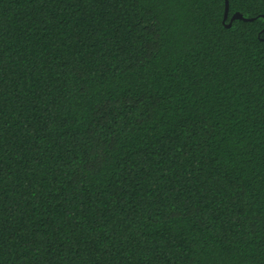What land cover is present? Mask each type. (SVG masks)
<instances>
[{
  "label": "trees",
  "instance_id": "16d2710c",
  "mask_svg": "<svg viewBox=\"0 0 264 264\" xmlns=\"http://www.w3.org/2000/svg\"><path fill=\"white\" fill-rule=\"evenodd\" d=\"M228 1L0 0V264H264V0Z\"/></svg>",
  "mask_w": 264,
  "mask_h": 264
},
{
  "label": "water",
  "instance_id": "95a60500",
  "mask_svg": "<svg viewBox=\"0 0 264 264\" xmlns=\"http://www.w3.org/2000/svg\"><path fill=\"white\" fill-rule=\"evenodd\" d=\"M226 2V8H225V19H227L228 17V12H229V1L228 0H225ZM235 19H241V20H245V21H252L254 19H250V18H244L243 15L239 14V13H236L232 19H231V22L227 25V27L229 28L231 26V23L233 20Z\"/></svg>",
  "mask_w": 264,
  "mask_h": 264
}]
</instances>
